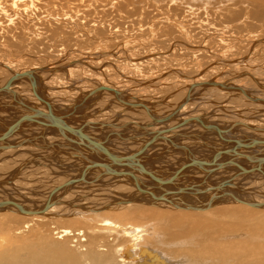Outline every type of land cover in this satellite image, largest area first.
<instances>
[{
    "label": "rangeland",
    "instance_id": "obj_1",
    "mask_svg": "<svg viewBox=\"0 0 264 264\" xmlns=\"http://www.w3.org/2000/svg\"><path fill=\"white\" fill-rule=\"evenodd\" d=\"M75 1L74 0L73 1L71 0H51V1L2 0L1 1L0 0V62L6 65L8 64L11 68L14 67L13 70H15L18 73H20V71L22 73L27 70H30V68L44 69L42 71L44 73V75L42 76V88L44 89V92L41 91L42 92L41 95L44 100L53 102L56 108L57 107L60 108V106L61 107L65 106L63 107V109H59V110H63L64 113H67V111L70 109L69 107H71V105L75 101H77L80 94H82L86 90L89 92L93 91L100 86H108L120 90L123 92L124 95H126L129 101H134L136 103L140 102L144 105L146 104V106L149 109L154 110L155 112L163 116L166 115L170 116L171 114L173 115L175 111L172 107L165 106L164 104L158 102H164V103L166 102V104L172 103L174 105H177L184 100L187 92L190 90L192 86L201 82L212 81L214 79L218 81L223 78L224 80L222 79L221 82L227 81L226 84L229 86H232L231 84L235 83L236 86H240V88L242 89L245 88L246 91L258 95L264 99V89H263L264 77L262 78V75L264 76V70H262V67L264 69V60L263 61L261 60L262 62L259 61L260 63L257 62L258 59L264 58V47L263 48L259 47L258 48L259 50H257L259 54H263V57L262 55H260L261 57L260 56L257 57V55L254 54V56L247 58L248 60L244 57L243 58L241 57L239 59H232L233 64H230V66L235 65L234 63L240 66L245 64V66L244 65L242 66V71L235 70V68L233 69V67L231 68L228 67V65L224 64L223 61L213 59L211 55L207 54V56L203 57L198 54H193V52L196 51L194 49H197L199 51L201 50L202 45H201V41L199 40L200 34L198 36H195V34L201 32L200 30L201 25H199L198 22L204 21L202 18L201 20L197 21L193 15H195L196 12L202 13L205 10H207L208 14H211L214 13L213 11L214 8L207 7L204 10L202 8L198 9L197 6H191V8L189 9L186 7L189 4L186 3L187 1L184 0H175V2H171V3L168 2V4L167 3L160 4L161 2H159V0H136V1L134 0H98V1L75 0ZM87 3L90 4L88 5ZM184 3L185 5H182ZM166 7H169V9ZM88 9L91 11H89ZM155 10L160 11V16H158V13ZM92 11L94 12L92 13ZM254 14L255 13H249L248 17H251ZM161 15L163 17H161ZM214 23H220V22L219 20H217ZM196 24L198 25L196 26ZM228 24L229 23L224 22V25L226 27L229 26ZM249 27H253V25ZM246 28L247 29H244L245 31L242 34L243 35L242 40L244 41L243 42L244 45H239L240 47L239 51L238 49H235L237 48L235 45H234L235 52L232 51L231 53L224 52L225 50H223L221 52L224 53L220 54L219 50L222 49L221 45L219 46V48H215L213 44H210L207 46V48H209L211 51L217 54H220V56L221 57L223 56L224 59H229V60H231L230 58L232 56H239L243 54L245 52V47L249 46L251 42L250 40L256 38L257 35L261 34L260 32L261 29L260 30L256 29L255 32V30L253 31L252 28L248 29V26H246ZM255 33H257V35L254 37L253 35H255ZM211 59L212 61L209 62ZM214 60L216 65L214 63ZM74 61L77 63L82 61L87 63H83V65L79 63L72 67L70 65L67 66L70 62H74ZM210 63H213L214 65H211ZM62 65H65L67 67L66 70H68L67 72H64L65 74L59 71L60 68H62L60 67ZM208 65L209 68L207 67ZM249 65L252 67H250ZM48 66L49 67L56 66V68L53 70V69H49ZM204 67H207V69H205ZM212 67L215 69H213ZM199 68H201L200 69L201 71L198 70ZM47 69L56 72L49 73L48 71H45ZM250 73L255 75L253 76ZM214 74L216 76H214ZM199 78H201L202 80ZM79 79L82 80L80 81ZM101 79L102 81H99ZM0 80L2 81V77H0ZM258 81L263 83H259ZM22 84H26V83L23 82ZM68 85L70 87H68ZM185 85L187 88L185 87ZM61 87L64 89H62ZM80 87H84V88H80ZM252 87L255 88L252 89ZM48 88L49 90H47ZM22 89L23 88H21V86L19 87L16 86L15 88H13L12 91H9L10 96L5 95L2 98L3 100L1 99L3 104L4 103L10 104L19 100L23 101V100L31 99L32 101L37 102V104L41 107V105L37 100V96H35V94H31L30 96L29 95L21 96L20 92H23ZM82 89H84L85 91ZM64 92L66 95L64 94ZM198 92L197 94L194 95L192 102H190V104L185 109H183V112H181L182 120H190V119H197L198 117L199 118L203 117L205 118V120L207 119V121H209L211 125L215 124L214 126L216 128L218 127L219 129H222L225 132H227L226 135L228 134V131L231 132L232 129L236 130V131H232V133L229 135H234L235 138H239L238 140H242L243 137L244 138L258 137L256 136V134H258L257 132H255L256 130L252 126H249L251 125L250 118L252 119L253 126H255L254 124H256V127L262 126L259 128L264 129V110H262L264 109V107L261 106L260 104H256L253 101H252L253 103H250L251 100L241 99V97L238 98L236 96H233L232 94H229L228 92L226 93L224 91L216 90L211 87L201 89L200 92L199 93ZM11 94H13V97L15 98H13ZM203 94H205L206 96ZM142 96L145 98H143ZM63 97L66 98L64 99ZM151 97H153L154 99ZM86 98H85V103H87V105L85 104L83 107H80L79 108L80 112L78 111V113L81 114V110H83L82 111L83 114L86 110H88L85 113L89 115L86 114L83 115L89 116L90 117L89 120L92 124L96 126L98 124L99 125L104 124L103 127L101 128L98 127L93 129L96 130V132L93 130L91 132L90 131L87 132V134L91 133L96 138H101L102 136H110V135L117 136L118 135L117 133L121 132V129L119 130L117 128H123L125 124L126 125L128 124V122L129 124L138 127L142 125L143 123L142 121H144L146 117L149 118L153 123V119L150 116H148V114L139 111L137 112V110H132V109H129L130 110L129 111L128 109L122 107L121 105L115 102L116 97L111 96L107 93L102 92L101 96L88 95L86 96ZM66 99L67 102H65ZM112 101L114 102L111 103ZM93 102L94 103L96 102L97 104L96 103L94 104ZM192 103L195 104L193 105ZM219 105H221L222 107H220ZM124 109L126 112L124 111ZM97 111H99L100 113H98ZM127 112L131 114V116ZM1 115H4V113L0 111V116ZM248 117L250 118L248 119ZM255 118L257 120H255ZM105 121L106 123H104ZM118 122H122V123L117 124ZM114 124H117L118 126ZM197 124L200 127L198 125L196 127H193L195 129L193 130V132L195 133L198 132L196 134L200 133L199 135H202V133H204L207 136V138H211V139L217 136V133L215 131L205 132L202 129L201 127L202 125L209 127L206 124V122L199 121V123ZM110 125L111 127L114 125L116 129L114 128L115 129L114 130L113 127L112 128L110 127ZM187 128H192V127H187ZM127 130L128 129L126 128L123 129L122 133H125L126 136H132L133 135L132 134L133 132H131L132 130L131 129H130L131 131L130 130L127 131ZM133 136L136 135L134 134ZM148 137L149 135L147 134L141 135L140 133V136L137 138L139 139V142H143V140H145V138L148 139ZM116 140L117 142H120L119 140H123V139H119V136H117L112 141L114 142ZM55 145H56L55 147H57V144ZM38 146L41 148L42 144L37 145V147L33 148L32 150L25 148L24 151H18L17 153L11 151L9 153L10 155L6 153L7 155L4 154L2 157H0V161L2 162V163L0 162V181L6 184L4 187H6L7 189L14 188L17 191L16 193L18 196L16 195L15 197H11V198L18 201L19 204H24V205L26 204L28 205V203L32 204L31 200L33 198L31 196L35 194L34 187H38L43 190V192L41 190L42 192L41 197H43V199L37 202L40 205L44 204L46 198L49 196V192L52 189L59 186L60 183L69 180L70 176L72 178L77 175L76 169L74 170V168L71 165L69 166L67 165L69 167L67 170L69 176L63 175L61 168L64 167V165L60 166L61 164H59L62 163L63 160L67 162L68 160H66V158L68 159L74 157V156H70L72 155L71 153H68L63 149H59L60 153L63 152L65 155L63 154L57 155L56 153H54L55 154L54 157L51 156L52 153L51 151L47 150V147L44 148L45 150L43 152H39L37 150L39 148ZM135 149H138V147H136ZM133 150L134 149L131 148L128 149L127 151L125 150L124 151L118 150V151L120 152L122 151V153L125 152L127 154L129 153L131 154L135 152ZM84 152L89 153L91 151L86 150ZM88 155H90V153ZM56 156H58L59 158L58 160L56 159L57 158ZM62 156L64 157L66 156V157L65 158L63 157L62 159ZM42 164L44 165V167ZM26 166H28L29 168L27 169ZM17 174L19 175L18 176L19 180L16 179ZM93 175L94 174L91 173L92 179L94 180L96 174L95 176ZM257 178L260 179V176L259 177L257 176ZM7 181L10 183H7ZM119 182L121 184L123 181L120 180ZM124 184L125 185L127 184L128 187L130 186L128 183H124ZM253 184H254L253 187L257 188L256 191L264 192V186H263L264 182L262 181V178L259 181L256 182L254 181ZM95 185L96 184H92L91 188H94ZM110 186L111 185L109 184L108 185L104 184L101 187L98 186L99 189L98 187H96L98 191L94 190L93 192L91 189H89L88 185L80 184L74 190L70 191L69 193H66L67 195L66 196L64 195L61 201H63V198L65 197H71L73 204L76 203L80 206L82 205L81 204L82 200H84L82 199L83 196L86 197L89 195V197H91L95 201H100L102 199H105L106 201L104 202L106 203L108 201V204H106L102 209V210H106L105 207H108L110 203H112V198H113L112 194L115 195L113 199L115 198L119 199V196L122 197L128 196L125 194V191H123L127 187L121 186L120 192H124V193H120L119 189L112 188L114 186L112 187ZM103 187L107 188L112 194L109 191L107 192L106 191L107 189ZM131 189L128 190L126 189V190L132 191ZM250 190L255 191V188ZM82 191L85 193L82 194L81 193ZM1 193L2 191H0V194ZM20 193L22 194V197L20 196ZM102 196L104 197L102 198ZM1 198L2 197H0V199ZM35 198L36 197H34V199ZM250 198L253 199V196ZM263 198L264 197L262 196H257V198L254 196V199L256 201H264ZM90 200L91 199H88L87 201ZM6 201H8V198ZM149 203H151V200ZM149 203H144L143 206H139L138 204L137 205L130 204V207L128 206L129 205L128 204L127 206H123L119 208V210H111L108 208L109 211L110 210L113 212L115 211L114 213L111 212L109 215L111 216H113V214L122 215L123 214L122 212L124 211H125L124 214L132 213L133 211H131V209L134 211L141 210L143 212L155 211L156 214H165V215L163 217H159L156 220L151 219L148 216L141 215L140 218H138V220L134 222L128 221L127 217L125 219L121 218V220H117L113 218L110 220L109 225L101 224V226H98L96 228L93 227L96 226L97 224L100 225L99 222L101 220H97L98 223L97 221L84 222L83 220L86 219L84 218L78 221L77 224L70 226L68 225L69 227L67 225L66 227L61 224L59 225L64 227V229H68L70 231L75 232V236H76L75 240L73 237H71V246H75L74 248L72 247L74 250L75 248H79L76 246L78 245L80 246L82 244L83 247H81V249H83L85 247L84 244H86V241L90 238V236H92L91 233L106 232V238L104 240H109V242L105 246V249H111L113 250L112 252L116 251L118 255L120 251L124 255L125 251L123 249L132 250L138 244L137 240L139 238H137V235L135 234V230L131 236L128 235V233L131 230L137 227H139L140 228L139 230L142 231V233L141 232L139 233L138 230V233L139 235L143 236L142 237L143 239L146 237L145 229H149V232H151L152 230L156 231L157 234H159L160 236L164 234L182 235L183 232L186 233L187 223L182 224L180 228L178 227V229H176L173 226L172 218H171L173 216L175 217L177 214H183L190 217L193 216L200 217L201 219L204 220V222L209 223L210 225L209 231L205 229L203 231L204 233L207 234L209 233V237L212 238L213 241L219 243H235V244L246 243L247 245L251 246V248L264 249V219H260V220L254 219L255 216H253V214L250 215L248 213L249 211H251L252 213L254 212L256 216H258L260 214L261 215L264 214V209H256L251 207L245 208L239 206L238 204L236 205L235 203L230 204L223 202L220 206L215 207L214 210L207 211L206 213H200V212L194 213L193 211H191L192 213H190L186 211L184 212L177 211L173 209V207L171 208L170 205L163 204L160 202L154 204H149ZM62 207H65V205ZM227 207L235 208V209L242 208V209H239V212H237L238 215H233L232 217L228 216L229 218L225 219L222 217L221 214H219V210ZM127 209L129 211H127ZM246 209L248 211H246ZM81 212H83V210H81ZM15 214L10 213L8 215H5L6 219L0 220V230H1L0 246H3L2 249H5L6 247L9 248L10 245L8 246L4 245L6 244V242L8 243L12 242V244L18 246L23 241L32 242L36 240L37 237L40 236H48L49 238L52 237V235L50 234L51 227L47 226L48 224H46L48 222L44 223L42 221L41 223V221H39L38 219L31 221L32 219H30V217L26 218V216L24 217L23 215H19L17 213ZM77 215L80 217L82 213H78ZM8 216L11 218L9 219ZM82 216L85 217L88 215L84 214ZM164 217L167 219H164ZM31 218H38V216ZM176 218L179 217L176 216ZM164 221H168V223ZM79 226L80 227L83 226V229L81 231L82 233L75 231L79 229L78 228ZM90 227H92L93 229H91ZM231 231L233 233H229ZM81 235H83L84 238ZM77 236L82 240L78 239ZM52 238L54 239V237ZM100 240L93 241V243L89 241L88 242L89 244L87 246L96 249L97 246L96 244ZM68 244L69 243H67V245ZM194 244L195 243L193 242L191 245L185 244V246L179 245V246L171 247V244H168L167 246L169 249H187L190 246H193ZM68 247H70V244L68 245ZM215 259L219 260L218 258ZM229 261H231V259ZM201 264H217V262L214 260H207L206 258H204L201 261ZM231 264H241V262H236ZM250 264H264V260L258 261L256 258H251Z\"/></svg>",
    "mask_w": 264,
    "mask_h": 264
},
{
    "label": "bare ground",
    "instance_id": "obj_2",
    "mask_svg": "<svg viewBox=\"0 0 264 264\" xmlns=\"http://www.w3.org/2000/svg\"><path fill=\"white\" fill-rule=\"evenodd\" d=\"M49 1H51V0H49ZM71 1H73V0H71ZM134 1H136V0H134ZM184 1H187L186 3L189 4L188 6H186L189 9L191 8V6H197L198 9L202 8L204 10L207 7L214 8L213 9L214 13L208 14L207 10H205L202 13L196 12V14L193 15L194 18H196L197 21L201 20V18L204 20L202 22H198V24L201 25L200 26L201 32L195 34V36H198L200 34L199 40L201 41V45H202L201 46V50L199 51L197 49H194L196 51L193 52V54H198V55L203 56V57L207 56V54L211 55L213 57V59L221 60V61L224 62V64L228 65V67H230V68L233 67V69L235 68V70H240V71H242V66L243 65L245 66V64H243V65L241 64L242 66H240V65H237L236 63H234L235 65H231L230 66V64H233L232 63V59H239L241 57L242 58L244 57V58L247 59V58H249L251 56H254V54L257 55V57H259L260 55H262V57H263V54H259V52L257 50H259L258 49L259 47L260 48L264 47L263 46L264 45V0H184ZM159 2H161L160 4H163V3L164 4L165 3L168 4V2H170V3L171 2H175V0H159ZM75 3H76V1H75ZM182 5H185V3L182 4ZM159 6H161V5H159ZM176 6H177V4H176ZM166 8L169 9V7H166ZM89 11H91V10H89ZM155 11L158 13V16H160V11L161 10L160 11L155 10ZM93 12L94 11H92V13ZM249 13H255V14L252 15L251 17H248ZM161 17H163V16L161 15ZM217 20H219L220 23H214ZM224 22L225 23H229L228 24L229 26L226 27L227 24L225 26ZM198 24H196V26ZM251 25H253V27H249ZM246 26H248V29L252 28L253 31L255 30V32H256V29L257 30L261 29V31H260L261 34L257 35V33H255V35H253L254 37L256 35L257 36H256V38L253 37L254 39L250 40L251 42H250V44L248 43L249 44L248 47H245V52L243 54H241L239 56H232L230 58L231 60L224 59L223 56L221 57L220 56L221 53H224V52H230L231 53L232 51L235 52L234 45L237 47L235 49H238V51H239V48H240L239 45H244V43H243L244 41L242 40V37H243L242 34L245 31L244 29H247ZM224 27H226V28H224ZM210 44H213V46L215 48H219V46L221 45L222 49L219 50L220 54H217V53L211 51L209 48H207V46L210 45ZM223 50H225V51L221 52ZM250 59H249V61H250ZM261 60L263 61L264 58L263 59L262 58L258 59L257 62L260 63V62H262ZM211 61H212V59L209 62H211ZM251 62H252V60H251ZM79 63L83 65V63H87V62H83L82 61V62H78L77 63V62L74 61V62H70L67 66L70 65L72 67V66H75V65H77ZM214 63H215V60H214ZM210 64L214 65L213 63H210ZM215 65H216V63H215ZM60 67H62L59 70L60 72L64 73V72L68 71V70H66L67 67L65 65H62ZM207 67L209 68V65ZM207 67H204V68L207 69ZM250 67H252V66H250ZM13 68H11L8 64L6 65V64L0 62V70H1L0 71L1 72L0 73V77H2V81L0 80V89L7 87V88H10L9 91H12L13 88H15L16 86H18V87L21 86V88H23L22 89L23 92H20V95L21 96H23V95H29L30 96L31 94H35V96H37V100H38V102H39V104L41 105L42 108L37 104V102H34L31 99L23 100V101L19 100V101H15L13 103H10V104H5V103L3 104V102H2L3 99L2 98L5 96V94L0 95V111L4 113V115L0 116V130H1L0 134L1 133L4 134L5 131H7L10 127L16 125V123L14 121L19 120V119L22 120V117H24L27 114H30V111H32L33 109L45 110L44 106L40 102V99H43V97L41 96V94H39V93L44 92V89L42 88V76L44 75V73L42 71L44 69H31L30 68V70L22 72V73L32 72V73L35 74V79L37 81L36 82V84H37L36 87L38 88L37 89V93H36L34 91L32 85L28 81H25V80H11L10 81V79L13 77L14 73H18L15 70H13ZM55 68H56V66L55 67L54 66L49 67V69H53V70ZM49 69H47L45 71H48L49 73L50 72H52V73L56 72V71L53 72V70L50 71ZM200 69L201 68H199L198 70H200ZM213 69H215V68H213ZM243 69H245V68H243ZM210 70H211V68H210ZM262 70H264L263 67H262ZM20 73H21V71H20ZM252 73H250V74L253 75ZM47 75H50V74H47ZM214 76H216V75L214 74ZM263 77L264 76L262 75V78ZM55 78H57V77H55ZM199 79H201V78H199ZM83 80H84V78H83ZM221 80L216 81L214 79L212 81H207V82H211V84H213V83H216V84H224L225 83L226 84L227 81H222V82H224V83H222ZM99 81H102V79L99 80ZM252 81H253V79H252ZM23 82H25L26 84H22ZM104 82H106V81H104ZM207 82H201V83L195 84L191 88L189 87L190 90L187 92L184 100L181 103L177 104V105H174L172 103H167L166 104V102L165 103L164 102H158V103L164 104L165 106L172 107L174 109V111H175V112L173 111L174 114L173 115L171 114L170 116H173V117L176 116V118L174 120H172V121H169L170 119L169 120L167 119L170 116H168V115H166V116L160 115L157 112H155L154 110L149 109L146 106V104L144 105V104H142L140 102L136 103L134 101H129V99L126 97V95L123 94L122 91L117 90L115 88L108 87V86H100L97 89H95L93 91H90V92L87 91V90L85 91L84 89H82L85 92L82 93V91H81L82 94H80V96L78 97L77 101H75L71 105V107H69L70 109L67 111V113L72 112V111H74L73 109H75V112L77 114H73V115H82V111L83 110H81V114H79L78 111L80 112V110H79L80 107H83L85 104L87 105V103H85L86 96H88V95H94V96H96V95L98 96L99 95V96H101L102 92H104V93H107V94H109L111 96L116 97L115 102L118 103L119 105H121L122 107L128 109V110L129 109L137 110V112L139 111V112L146 113L150 117L153 114L155 117L166 118V120H164V121H168V122L163 123V124L155 123V125H152L151 120L149 118H147V117H146V119H144V121H142L143 122L142 125H140V126L137 125L138 127H135V125L129 124V122H128V124L127 125L125 124V126L123 128H117V129H119V130L121 129V132L125 128L128 129V130L137 129V131H139V132H135V131H131L130 130L131 132H133L132 134L133 135L135 134L136 136H133V135L132 136H126L127 139H124L125 137H122L123 140H119L120 142H117V140H116V141H114L115 142L114 143L112 140L117 137L116 135L102 136L101 138H96L91 133L87 134L88 131L91 132L95 128H98V127L101 128V127H103L104 124L103 125H101V124L99 125L98 124L96 126V125H94V124H92L90 122V120H89L90 117L89 116H85L84 115L85 119L83 120V122H87V123H81L82 121H79V124H76L77 128L84 132V135L82 136L83 140H86L87 138H89V139L91 138L90 141L95 146H99L100 147L98 149L99 151L92 152L91 150H89V151H91V152H89L90 155H88L89 153L84 152V151H82V152L72 151L71 152V151L65 149L64 147H60V148L56 147L54 149L55 151H53V146H49L50 144H54V147L56 146L55 144H57V145L61 144L62 146H64V143L66 141L62 137H59L57 135H56V137H54L55 135L51 134L52 132H49V130L46 129V128L37 126V125L33 124V122H27L26 126L23 127V129L21 130V133L14 134V135L8 137V139H6L7 142L0 143V145H1L0 150H3L2 154H0L1 155L0 157H2L6 153H8V155H10L9 153L11 151L12 152L14 151V152L17 153L18 151H24L25 148L32 150L33 148L37 147V145H41V144H42L43 148L42 147L40 148L38 146L39 148L37 150L39 152H43L45 150L44 148L47 147V150L51 151V153H52L51 156H54L55 155L54 153H56L57 155H62V154L65 155L63 152L60 153V150H59V149H63L66 152L71 153L72 155H70V156H74L72 158H68V159L66 158V160H68L67 162H65L64 160L62 161V163L58 162L59 164H61L60 166L64 165V167L61 168V171L63 172L62 174L66 175V176H69L68 175V171H67L68 168H69L68 167L69 165H71L74 168V170L75 169L78 170L79 168H77V167H79V166H85L88 163H90L92 165V162H100V161L104 160V155L100 151L102 149V147H106V149L109 150L113 154H116V155H119V156H126V155H129L130 153L129 154H127L125 152L122 153V151L120 152L118 150L127 151L128 149L132 148V149H134L133 151H137L139 148H141L144 145V143H146L149 140H153L154 139L155 135L152 134V133H156L158 131L165 130V129H168V128H171V127L174 128L179 123V124H181V127H179L178 129H173V131L171 133L165 134L164 140L166 139V141L168 143L170 142V144L171 143L173 144V143L176 142V145L181 146V147H185L186 150H187L186 152H189L190 155H186V153H184L182 151H177L176 153H173V154H175L176 158L173 159L170 156H167L166 160H165L166 162H163L162 159L161 160L156 159L155 164L152 165V167H151V170H153V169L154 170H158V171L162 172V175L170 176L173 173H176V171L179 172V171L182 170L181 161H183L184 163L185 162L188 163V161L195 162L194 161L195 159L197 161H201V160H204V159L215 158V157H217L216 154L224 152V151H227V150L230 149V146L235 145V144L239 143L240 141L244 140V137H243L242 140H238L239 138H235L234 135H229V134L226 135L225 134V137H218V136L215 135L216 137H214L212 139H214L216 141L213 142V141L209 140L210 138H206L203 135H199L200 133L196 134L198 132H196V133L193 132V130H195L193 127H196L198 125L197 123H199V121H204L209 126V127L203 126V125L201 126L202 129L205 132L215 131L217 133L219 131V133H222V132H225V131L222 130V129H219L218 127L216 128L214 126L215 124L211 125L209 123V121H207V119L205 120V118H203V117H201V118L198 117L197 119L182 120L181 112H183V109H185L190 104V102H192V99H193L194 95L197 94L198 90L200 92L201 89H205V87L201 86V84L207 83ZM258 82L259 83H263V82H260V81H258ZM54 83H53V85H54ZM99 83H101V82H99ZM89 84H90V82H89ZM69 85H68V87H70ZM231 85L236 86L235 83L231 84ZM263 86H261V87H263ZM62 87H63V85H62ZM185 87H186V85H185ZM238 87H240V86H238ZM80 88H84V87H80ZM253 88H255V87H252V89ZM62 89H64V88H62ZM76 89H78V88H76ZM213 89L220 90L218 88H213ZM47 90H49V88ZM243 90H245V88H243ZM0 91H2V90H0ZM220 91H223V90H220ZM224 92H226V93L228 92L229 94H232L233 96H236L238 98L241 97V99L251 100L250 103L255 102L256 104H260L261 106L264 107V103H263L264 99L262 97L258 96V95L250 93L248 91H246V92L249 93V97H246V96L242 95V93H240L239 91H235L233 89L232 90H228V91H224ZM64 94H65V92H64ZM203 95H205V94H203ZM18 96H19V94H18ZM143 98H145V97H143ZM151 98H153V97H151ZM53 99H55V98H53ZM91 99H92V97H91ZM255 99H258V100H255ZM73 100H74V98H73ZM96 101H97V99H96ZM47 102H49V101H47ZM65 102H67V99H66ZM71 102H73V101H71ZM113 102L114 101H112L111 103H113ZM49 103L56 110L63 109V107H65V106H63V107L60 106V108H58V107L56 108L53 102H49ZM97 103H98V101H97ZM69 104H71V103H69ZM192 104L194 105L195 103H192ZM219 106L222 107L221 105H219ZM261 106H260V108H261ZM66 107H68V106H66ZM103 107H105V106H103ZM114 108H116V107H114ZM85 109H86V107H85ZM103 109H105V108H103ZM114 110H116V109H114ZM262 110H264V109H262ZM86 111H88V110H86ZM92 111H93V109H92ZM95 111H96V109H95ZM124 111H125V109H124ZM167 111H169V110H167ZM85 112L83 114H86ZM97 112L100 113L99 111H97ZM134 113H136V112H134ZM86 115H89V114H86ZM129 115L131 116V114H129ZM252 116H254V115H252ZM104 117H106V116H104ZM250 117H248V119ZM97 118H99V117H97ZM78 119H80V118H78ZM131 119H133V118H131ZM74 120H76V119L75 118H71V119L67 120V122L69 124L70 123H75L76 121H74ZM255 120H257V119L255 118ZM6 121H7V123H4ZM250 121H251V123H250L251 125H249V124L248 125L252 126L256 130L255 132L258 133V134L255 133L256 136H258V137H254V138L251 137L250 139L264 140V129L259 128V127H262V126L256 127V124H254L255 126H253L252 125L253 122H252L251 118H250ZM104 123H106V121ZM119 123L121 124L122 122H118L117 124H119ZM147 123L149 124L148 128L143 130L142 128ZM117 124H114V125H117ZM114 125L112 126L113 129L115 128ZM233 125H234V123H233ZM110 127H111V125H110ZM187 127H192V128H187ZM234 128H235V126H234ZM93 131L96 132V130H93ZM239 131H240V129H239ZM119 133L120 132H118L117 134H119ZM140 133H141V135H144V134L149 135L148 139L145 138V140H143V142H139V139L137 137L140 136ZM228 133H230V131H228ZM181 134H184L185 136L179 138L178 136L181 135ZM176 135H178V136H176ZM97 137H100V136H97ZM194 139H197V140H194ZM246 139H249V138H246ZM99 143H101V144H99ZM158 145H161V143L159 142ZM136 147H138V149H135ZM202 148L206 149L207 151L203 150ZM154 151H156V148H148L146 150L147 153H151V152H154ZM255 152H256L255 149L251 150V148H246L245 152L243 153V155H245L247 157H250ZM208 155H209V157H208ZM56 157H57L56 159L58 160L59 159L58 156H56ZM63 157L64 156H62V159H63ZM60 158H61V156H60ZM256 161H258L257 157L254 158L253 164ZM67 163H69V164H67ZM236 165L240 166V167H244V168H249V167L252 166V160L249 161V162L248 161H244V160H237L236 161ZM46 166H48V165H46ZM26 167H27V169L29 168L28 166H26ZM43 167H44V165H43ZM83 168H85V167H83ZM262 170L264 171V167L262 168ZM241 171L242 170H239L235 166L231 165V166L227 167L225 170L217 172L215 175L211 176L208 180L211 181L213 184H220V183H222L224 181L228 182V180H230V181H233L232 182L233 184L241 185L242 187L255 188L254 192H256L257 188L253 187V185H254L253 183H254V181L255 182L259 181L261 178H262V181L264 182V178L262 177V175L257 172V173H251V174H249L248 176H245V177L233 178V175L235 173H238V172H241ZM76 173H77V171H76ZM92 174H94V173H92ZM158 174H160V173H158ZM160 175H157L156 177H160ZM190 175H191V177H192V179L194 181H197L198 179L202 178V175L199 172L195 171V170L191 171ZM253 175H255L256 177L253 176ZM89 176H90V178H89ZM93 176H95V174ZM257 176L258 177L260 176V179L257 178ZM96 177H98V175H96L95 178ZM70 178H71V176H70ZM70 178H69V180H70ZM231 178H233V179H231ZM86 179L87 180L90 179V180L93 181L91 174L87 175ZM139 180L140 181H147L146 178L145 179H143V178L140 179L139 178ZM180 180L183 181V179H180ZM67 181L68 180H66L64 182L61 181L62 183H60L59 186L65 184V182H67ZM103 181L108 182L109 185H111L110 187L114 186L112 188L119 189V192H120V187L121 186L122 187H127L123 191H125V194L128 195V196H126V197L119 196V199H116V198L113 199L115 195H113L107 188L103 187V188L107 189L106 191L107 192L109 191L112 194V196H113L112 203H110V205L107 208H105L106 210H102L103 207L106 204H108V201H107V203L104 202V201H106L105 199H102L100 201H95L94 199L89 197V195L86 196V197L83 196L82 199H84V200H82V202H81L82 205L79 206L76 203L73 204L71 197L63 198L62 202L63 203L69 202L71 204V206H65V207H62L64 205L56 206V207H53L51 210H49L44 217L43 216L40 217L38 215H37L38 218H31L30 217V219H32L31 221L38 219L39 221H41V223H42V221L44 223L48 222L46 224H48L47 226L51 227L50 228V234L52 235V237H54V239L52 237L49 238L48 236H40V237H37V239L32 241V242L23 241L18 246H15L14 244H12V242H9V243L6 242V244H4V245H6V246L10 245V246H9V248L6 247L5 249H2L3 246H0V264H201V261L204 258H206L207 260H214V261L217 262V264H220V263H222V264H231V263H236V262H241V264H244V263L250 264L251 263V258H256L258 261H263L264 260V249L263 248H261V249H259V248H251V246L247 245L246 243H243V244L237 243V244H235V243H219V242L213 241L212 238L209 237V233L207 234V233H204V231H203L204 229L209 231V226H210L209 223L204 222V220L201 219L200 217H196V216L190 217V216H186V215H183V214H177L176 216L179 217V218H176V216L175 217L173 216L171 218H172L173 226L176 229H178V227L180 228V226L182 224L187 223V226H186L187 232L186 233L183 232L182 235H177V234H167V235H165L164 234V235L160 236L159 234H157L156 231L152 230L151 232H149V229H145L146 230L145 231L146 237L143 239L142 238L143 236L139 235V233L140 232L142 233V231L139 230L140 229L139 227H137V228L131 230L128 233V235L131 236L133 234L134 230H135V234L137 235V238H139L137 240L138 244L132 250L131 249H123L125 251L124 255L120 251H119V255H118V253L116 251L112 252L113 250H111V249H105V246L109 242V240H104L106 238V232H103V233H99V232L91 233L92 236H90V238L86 241V244H84L85 247L83 249H81V247H83L82 246L83 244L80 245V246L78 245L76 247H79V248H75V250H74L73 248L75 246H71V237H73L74 240H75V237H76L75 236V232L70 231L68 229H64V227H62L61 225L65 226V227H66V225L67 226L68 225L69 226L70 225H74V224H77L78 221H80L81 219H84V218H86L85 220H83L84 222L101 220L99 222L100 225L97 224L96 226L93 227V228H96L98 226H101V224L102 225L103 224L109 225L110 224V220L113 219V218H115L117 220H121V218L125 219L127 217L128 221H133L134 222V221L138 220V218H140L141 215L148 216L149 218L155 219V220L158 219L159 217H163L165 215V214H156L155 211L143 212L141 210L140 211H136V210L134 211L132 209H131V211H133V212L132 213H126L127 215L124 214L125 211L122 212L123 213L122 215H119V214L118 215H114L113 214V216L109 215L111 212H113L111 210H119V208H121L123 206H127L128 204H129L128 205L129 207H130V204H132V205L133 204L134 205L138 204L139 206H143L144 203H149L151 199L149 197H147L144 193L139 192L136 189L133 190L134 188L131 185L129 186L130 187L129 188L127 184L126 185L124 184L125 182H122L120 184V182H119L120 180L118 181L117 179H115L113 177H110L108 179H104ZM2 184H3V187L6 185L5 183H2ZM106 185H108V184H106ZM59 186H57V187H59ZM98 186L101 187L102 185L97 183L94 188L89 187V189H91L93 192H94V190L98 191L96 189V187H98ZM99 187H98V189H99ZM154 187L157 188L159 186L158 185H154ZM4 189L6 191V194H4L3 192L0 194V197H2L0 199V202H6L7 198L9 199L10 197H15L17 195V193H16L17 191L14 188H8L7 189L6 187H4ZM126 189L127 190L131 189L132 191L129 190L130 191L129 192ZM41 190L42 189H40L38 187H34V193L35 194L32 195L31 197L33 199H34V197H36V198L34 200L33 199L31 200L32 204L28 203V205L27 204L26 205L21 204V205H23L27 209H38L40 207H43L47 203V201L49 199V196L46 198V201L44 202V204H41V205L38 204L37 201L43 199V197H41L42 195H37V193H42L43 192V190H42V192H41ZM81 193L84 194L85 192L82 191ZM120 193H124V192H120ZM155 193H156L155 195H157V194L164 193V191L161 188H157V189H155ZM251 193H250V195H252ZM61 194H62V190L58 191L54 195V197L57 198ZM190 194H193V192L186 191V194H184V195H190ZM66 195L67 194H65V196ZM211 195H212V193L207 194L204 198H202V200L203 201H207L208 198ZM250 195L247 192H240L237 195V198H239L240 200L245 201V202H250V201L253 200V199L250 198L253 195L252 196H250ZM20 196L22 197L21 193H20ZM92 196H93V194H92ZM109 196H110V194H109ZM94 197H96V196H94ZM103 197L104 196H102V198ZM255 197L257 198V196H255ZM110 198H111V196H110ZM128 198H129V200L135 199V201H130L127 205H119L118 207L113 206V202H115L116 200H120V199L128 200ZM88 199H91V200L87 201ZM100 202H102V203H100ZM261 202H264V201H261ZM160 203L166 204L164 202H160ZM224 203H230V204L235 203L236 205L238 204L239 206H242V207H245V208L249 207L247 204L237 203L236 201L233 202L230 199H227V200L224 199ZM193 205H198V202L194 203ZM86 208H88V209L86 210ZM108 208L111 209V210L109 211ZM251 208H253V207H251ZM173 209H175V208H173ZM214 209L215 208H212V209H210L208 211H211V210H214ZM239 209H242V208H238V209L230 208V207L222 208L221 210H219V214H221L223 218L227 219V218H229L228 216L232 217L233 215H238L237 212H239ZM256 209H260V208H256ZM262 209H264V208H262ZM81 210H83V212H81ZM175 210L180 211V212L186 211V210H182L181 208H178V209H175ZM12 211L15 212V210H12ZM127 211H129V210L127 209ZM246 211H248V210L246 209ZM186 212L192 213L191 211H186ZM206 212L207 211L200 212V213H206ZM10 213L15 214L13 212H9V211H6V210H0V220L6 219L5 215H8ZM78 213H82V215L87 214L88 216L84 217V216L81 215L79 217L77 215ZM116 213H117V211H116ZM194 213H198V212H194ZM248 213L250 215L253 214V216H255L254 219H259V220L260 219H264V214H262V215L260 214V215L256 216L254 212L252 213L251 211H249ZM28 217L29 216H26V218H28ZM32 217H35V216H32ZM10 218L11 217H9V219ZM164 219H167V218L164 217ZM164 222L168 223V221H164ZM97 223H98V221H97ZM59 224H61V225H59ZM38 226H40V225H38ZM28 227H29V225H28ZM211 227H212V225H211ZM78 228L79 229H77L75 231L81 232L82 229H83V226H81V227L79 226ZM90 228L93 229L92 227H90ZM138 230H139V233H138ZM229 233H233V232L231 231ZM229 233H226V234H229ZM81 236L84 238L83 235H81ZM77 238L82 240L78 236H77ZM4 240H6V239H4ZM97 240H100V241L96 244L97 245L96 249H93L92 247L87 246L89 244L88 243L89 241H91V243H93V241H97ZM197 241H198V243H197ZM193 242L197 246L194 244L193 246H190L187 249H169L168 246H167L168 244H171V247H175V246H179V245L185 246V244L191 245ZM67 243H69L70 247L71 248L73 247V248L71 249L70 247H68L69 244L67 245ZM215 258H218L219 260H217ZM230 259H231V261H229Z\"/></svg>",
    "mask_w": 264,
    "mask_h": 264
},
{
    "label": "water",
    "instance_id": "obj_3",
    "mask_svg": "<svg viewBox=\"0 0 264 264\" xmlns=\"http://www.w3.org/2000/svg\"><path fill=\"white\" fill-rule=\"evenodd\" d=\"M11 80L28 81L32 85L34 91L37 93V81L35 79L34 73H14L10 81ZM201 86L205 88H218L223 91L233 89L235 91H239L240 93H242V95L249 97V93L238 86H228L226 84L216 83L211 84V82L203 83L201 84ZM9 89L10 88L7 87L0 89L2 90L0 91V95L5 94L10 96ZM11 95L13 97V94ZM40 102L44 106L45 110L33 109L32 111H30V114H27L22 117V120L19 119L14 121L16 125L10 127L7 131H5L4 134H0V143L7 142L6 139H8V137L17 133H21V130L23 129V127L26 126L27 122H33V124L48 129L49 132H52L51 134L62 137L66 141L64 143V146H62L61 144L57 145L58 148L64 147L65 149L71 152H82L86 150H91L92 152L99 151L98 149L100 147L95 146L90 141L91 138L83 140L82 136L84 135V132L78 129L76 126V124H79V121H83L85 119V116L83 114L73 115L77 114L75 112V109H73L74 111L72 112L64 113L63 110H56L46 100L44 101L43 99H40ZM71 118H75L76 120L74 121L76 122L69 124L67 120ZM151 118L153 119L152 125L155 123L163 124L168 122L164 121L166 120V118L155 117L153 114ZM175 118L176 116H170L167 119H170L169 121H172ZM4 123H7V121ZM148 125L149 124L147 123L142 129H147ZM179 127H181V124L178 123L174 128L171 127L165 130L158 131L156 133H152L155 135L153 140L147 141L137 151L126 156H119L113 154L109 150H107L106 147H102L100 151L104 155V160L100 162H92V165L88 163L85 166L77 167L79 168L78 170H76L77 175L65 182V184L52 189L49 192V199L43 207H40L38 209H27L23 205L19 204L18 201L10 197L8 201L0 202V210H6L9 212L29 217L37 215L45 216L47 212L53 207L60 205L71 206L69 202L63 203L61 201L62 197L66 193H69L70 191L77 188L79 184L88 185L89 187H91L92 184L99 183L103 186L104 184H109L103 180L108 179L110 177H113L118 181L120 179L123 182L131 185L137 191L144 193L147 197L151 199V203L149 204L164 202L175 209L181 208L182 210L186 211L205 212L212 208L220 206L224 202V199H230L233 202L236 201L237 203L247 204L249 207L260 209L264 208V202L256 201L254 199V196L264 197L263 191L254 192L253 190H250L253 188L242 187L241 185L233 184V181L230 180H228V182L224 181L220 184H213L211 181L208 180L217 172L225 170L231 165L235 166L239 170H242L241 172L235 173L233 175V178L245 177L251 173L257 172L260 173L264 178V171L262 170V168L264 167V140L244 138V140L240 141L239 143L230 146L229 150L216 154L217 157L215 158L204 159L201 161H197L195 159V162L188 161V163H184L183 161H181L182 170L179 172L176 171V173H173L170 176L162 175V172L158 170H151V167L155 164L156 159H162L163 162H166V157L169 156L171 153L182 151L186 153V155H190L189 152H186L187 150L185 147L176 145V142L170 144V142L168 143L166 139L164 140L165 134L171 133L173 129H178ZM131 130L139 132L137 131V129ZM232 131L236 130L232 129L231 132L228 134H231ZM226 133L227 132L219 133L218 131L217 136L225 137ZM117 136H119V139H122V136L125 137L124 139H127L126 134L122 132H120ZM184 136V134H181L178 137L181 138ZM159 142L161 143V145H158ZM49 146H53V151H55L54 149L56 147H54V144H50ZM148 148H156V151L147 153L146 150ZM246 148H251V150L255 149L256 152L250 157H247L243 155ZM2 151L3 150H0V154H2ZM255 157L258 158V161L254 162L253 164V160ZM237 160H244L248 162L252 160V166L249 168L237 166ZM193 170L199 172L202 175V178L198 179L197 181H194L190 175V172ZM91 173L98 175V177H96L93 181L90 179H86L87 175ZM158 173H160L161 175ZM157 175H160V177H156ZM18 176L19 175L16 176L17 180H19ZM139 178H146L147 181H140ZM180 179H183V181ZM7 183L10 182L7 181ZM154 185H158L159 187L157 188H161L164 193L155 195V189L157 188L154 187ZM60 190H62V194L59 197L55 198L54 195ZM0 191L6 194L2 181H0ZM186 191L193 192V194L184 195L186 194ZM240 192H252L253 200L250 202L240 200L239 198H237V195ZM209 193H212V195L208 198L207 201H203L202 198H204ZM37 195H41V193H37ZM130 201H135V199L116 200L115 202H113V206L127 205ZM194 202H198V205L191 204ZM87 209L88 208H86V210ZM12 210H15V212Z\"/></svg>",
    "mask_w": 264,
    "mask_h": 264
},
{
    "label": "crops",
    "instance_id": "obj_4",
    "mask_svg": "<svg viewBox=\"0 0 264 264\" xmlns=\"http://www.w3.org/2000/svg\"><path fill=\"white\" fill-rule=\"evenodd\" d=\"M1 131V130H0ZM202 135L204 136V137H206L207 138V136L204 134V133H202ZM54 137H56V136H54ZM209 140H211V141H216V140H212L211 138L209 139ZM1 146V145H0ZM167 148H169V147H167ZM203 150H205V151H207L206 149H204V148H202ZM171 158H176V156H175V154H173V153H171L170 155H169ZM208 157H209V155H208ZM160 160V159H159ZM67 164H69V163H67ZM194 203H197V202H194ZM194 203H191V204H194Z\"/></svg>",
    "mask_w": 264,
    "mask_h": 264
}]
</instances>
